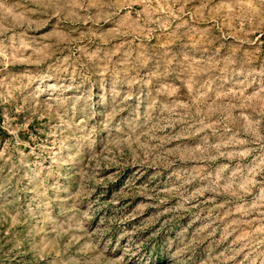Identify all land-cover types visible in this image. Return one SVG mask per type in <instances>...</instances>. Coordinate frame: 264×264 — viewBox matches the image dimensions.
Wrapping results in <instances>:
<instances>
[{
  "label": "rangeland",
  "instance_id": "1",
  "mask_svg": "<svg viewBox=\"0 0 264 264\" xmlns=\"http://www.w3.org/2000/svg\"><path fill=\"white\" fill-rule=\"evenodd\" d=\"M0 264H264V0H0Z\"/></svg>",
  "mask_w": 264,
  "mask_h": 264
}]
</instances>
